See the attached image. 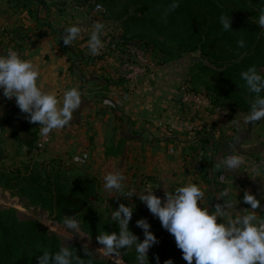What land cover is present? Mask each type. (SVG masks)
Here are the masks:
<instances>
[{"label": "crops", "instance_id": "crops-1", "mask_svg": "<svg viewBox=\"0 0 264 264\" xmlns=\"http://www.w3.org/2000/svg\"><path fill=\"white\" fill-rule=\"evenodd\" d=\"M95 22L104 24L101 39L112 33L98 11L73 0H0V54H6L11 37L18 52L39 66L38 83L43 90L53 91L59 98L72 87L82 92V104L73 119L64 128L51 131L44 149L28 152L13 140L4 123L7 111L0 90L3 160L60 158L70 164L72 174L97 181V198L110 206L130 205L132 223L146 217L152 227L158 221L138 196L151 190L163 197L166 191L186 183L201 187L205 194L202 203L210 210L227 200L232 216L250 208L243 202L244 192L249 191L260 199L256 214L264 219V169L260 163L264 119L248 123L245 117L250 111L235 110L228 102L207 110L186 101L182 85L193 65L190 56L157 65L135 81L127 80L122 67L128 60L136 62L132 54L115 51L101 62L89 52L87 41ZM72 24L80 25L82 31L71 45H65L61 36ZM102 41L99 52H109V44ZM199 128L201 134L195 131ZM233 151L243 162L231 172L220 160ZM199 154L203 156L200 163ZM114 172L125 177L122 188L106 189L104 178Z\"/></svg>", "mask_w": 264, "mask_h": 264}, {"label": "trees", "instance_id": "trees-1", "mask_svg": "<svg viewBox=\"0 0 264 264\" xmlns=\"http://www.w3.org/2000/svg\"><path fill=\"white\" fill-rule=\"evenodd\" d=\"M73 1L93 9L97 4L102 5L105 8V12H99L102 19L115 21L121 27L119 32H107L102 37L110 51L105 49L94 55L96 61H105L115 51L129 53L132 47L142 51L156 65L199 52L200 58H191L193 65L185 79V91L205 96L207 110L228 102L235 110L250 111L256 94L247 89L241 72L253 66L264 72V29L258 24L264 0H179V7L172 11H167L171 0ZM222 15L232 17L233 31L223 30ZM155 34L165 39L159 40ZM241 39L245 41L242 48L237 43ZM7 42L17 47L12 39ZM4 123L17 144L26 146L28 152L37 149L39 123H30L17 105L7 111ZM201 130L195 131L201 134ZM2 163L0 152V186L26 197V207L48 210L61 223L65 217H73L82 223L87 233L96 237L105 231H119L112 215L104 217L98 212L97 181L90 176L70 173L62 159L35 162V167H29L26 174L7 171ZM132 224L130 221L129 226ZM62 246H69L74 256L81 258L79 264H88L89 258L92 264H119L98 258L86 246L91 252L89 257L84 251L85 245L64 244L62 238L38 218L21 217L17 209L0 206V264H38V258L45 251L55 254ZM180 252L175 241H164L150 248L149 264H157V256L159 264L170 258L174 264H185L182 256H177ZM120 254L126 263L137 264L135 248L121 249ZM73 264L77 261L73 260Z\"/></svg>", "mask_w": 264, "mask_h": 264}, {"label": "clouds", "instance_id": "clouds-1", "mask_svg": "<svg viewBox=\"0 0 264 264\" xmlns=\"http://www.w3.org/2000/svg\"><path fill=\"white\" fill-rule=\"evenodd\" d=\"M177 7L179 0H171L167 11ZM231 23L232 17H220L223 30H232ZM258 24L264 29V9L260 11ZM81 31L82 27L78 24L66 27L61 36L63 43L71 45ZM103 31L104 24L101 22H95L91 27L87 48L92 55H97L104 47L101 39ZM237 43L241 48L245 46L243 39ZM39 77V66L25 59L17 50L9 49L6 54H0V90L3 96L9 100L15 98L17 107L26 114L27 120L30 123L38 122L41 134L47 136L53 129L64 128L73 119L82 104V92L72 87L59 98L55 92L42 89L38 83ZM241 78L247 89L256 94L245 121L251 123L264 119V72L254 66L249 67L241 72ZM242 162L243 157L235 151L220 160L224 169L231 172L238 170ZM104 179L106 189L119 190L125 177L120 172H114ZM204 195L198 184L186 183L177 187L174 193L166 191L163 198L151 190L138 197L160 220L162 227L174 236L176 246L182 251V258L187 264H264V219H258L256 214L260 199L245 191L243 202L250 208L243 209V214L232 216L228 212L231 204L227 200L217 202L210 210L202 203ZM133 212L130 205L119 204L112 213L119 231H105L96 239L108 254L135 245L137 264H149L148 252L158 243V238L150 230L151 225L146 217L136 221V226L144 233L142 241L130 230ZM63 223L71 230L78 228V221L73 217H65ZM84 251L91 257L86 246ZM73 260L79 264L81 258L74 256L69 246H62L55 254L50 255L45 251L38 258V264H73ZM156 261L159 264V256ZM88 264H92L91 258ZM164 264H174V261L170 258Z\"/></svg>", "mask_w": 264, "mask_h": 264}, {"label": "rangeland", "instance_id": "rangeland-1", "mask_svg": "<svg viewBox=\"0 0 264 264\" xmlns=\"http://www.w3.org/2000/svg\"><path fill=\"white\" fill-rule=\"evenodd\" d=\"M107 23L110 25V28L112 29V32H119V29L121 28L119 26V24L115 21H108ZM158 39L162 40L165 39L164 37H162L159 34H155ZM165 42V41H164ZM165 44L168 45L167 41L165 42ZM191 58L193 60H197L199 57V52H193L190 54ZM196 57V58H194ZM190 58V59H191ZM192 62V60H191ZM193 63V62H192ZM207 77H210V75H207ZM46 147V144H45ZM44 148H37V151H41ZM50 160V159H47ZM45 160H37V159H32L30 161H23L20 158H7L6 160H3V163L6 167V169H8L7 171H20L22 174H26L28 172V170L30 169L29 167H35L34 163L35 162H39L42 163ZM64 166L65 169L67 171L71 170V166L70 164H68L67 162H64ZM41 165H39L40 167ZM71 173V172H70ZM77 175V174H76ZM79 176H83L78 174ZM28 201V199L24 196H19L16 194H13L10 190L8 189H4L2 186H0V206L1 207H7V208H14L17 209L19 212V215L21 217H35L38 218L42 224L44 226H46L48 229H50L51 231H54L55 233H57L63 240L64 244H68V243H72V242H77V243H81L87 247H90L94 254L98 257V258H103V259H108L111 260L113 262H117L119 264H129L126 263L120 254V251L118 253H113V254H108L106 252V250L101 249L103 247V245L99 244L96 236H93L89 233H87L83 227H82V223L78 221V228L76 230H71L69 229L63 222H59L54 214L50 213L48 210H43L41 207H34V206H30V207H26L24 205V203ZM109 202L106 201H102L99 198H97V207H98V212L99 213H103L104 217H108V215H112V213L114 212V210L116 208H118L116 205H112L110 206L108 204ZM136 215V213H135ZM153 227V228H152ZM152 227L150 228L151 231L154 232V234L157 236L158 238V243H164V241H170L174 239V236L172 234H170L166 229H164L161 225L160 220L158 219L157 223L152 224ZM130 230L133 231L134 234H136L138 236V238L142 241L144 239V233L143 230L139 227L136 226V223H133L132 225L129 226ZM155 244V245H157ZM135 248V245H133L131 247V249ZM177 256H182V252L177 253ZM182 262H184L185 264H187V262L184 259H181ZM193 264H195V262H193Z\"/></svg>", "mask_w": 264, "mask_h": 264}, {"label": "built area", "instance_id": "built-area-1", "mask_svg": "<svg viewBox=\"0 0 264 264\" xmlns=\"http://www.w3.org/2000/svg\"><path fill=\"white\" fill-rule=\"evenodd\" d=\"M94 10L101 12V13L105 12V8L100 4L95 5ZM9 39H11V37H9ZM9 49H13V50L18 51L17 47H15L14 45H12L10 43L7 44V46H6V53ZM129 53L132 54L133 57L136 59V62H131V60L126 61L122 67V76L129 81L137 80L147 70L153 69L157 66L156 63L153 62L151 59L147 58L142 51H140L134 47L131 48ZM182 90H183V93L185 95L184 98L186 101L195 102L200 106H207L208 105V99L205 96L186 92L185 91V84L182 85ZM2 104L5 108V110L8 111L16 105L15 98H12L11 100H9L3 96L2 97ZM39 135L40 136H39V140L37 142V148L41 149V148H44L45 144H47L48 141L50 140L51 132L49 134H47V136L42 135L41 132L39 133ZM202 158H203L202 154H199L197 157V161L199 163L202 162ZM260 163H261L262 169H264V157L261 158Z\"/></svg>", "mask_w": 264, "mask_h": 264}, {"label": "water", "instance_id": "water-1", "mask_svg": "<svg viewBox=\"0 0 264 264\" xmlns=\"http://www.w3.org/2000/svg\"><path fill=\"white\" fill-rule=\"evenodd\" d=\"M194 58H196V57H194Z\"/></svg>", "mask_w": 264, "mask_h": 264}]
</instances>
